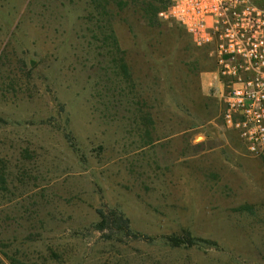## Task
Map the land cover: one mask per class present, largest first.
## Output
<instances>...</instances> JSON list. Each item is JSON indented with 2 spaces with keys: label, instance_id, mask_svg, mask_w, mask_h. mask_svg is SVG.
I'll use <instances>...</instances> for the list:
<instances>
[{
  "label": "rangeland",
  "instance_id": "obj_1",
  "mask_svg": "<svg viewBox=\"0 0 264 264\" xmlns=\"http://www.w3.org/2000/svg\"><path fill=\"white\" fill-rule=\"evenodd\" d=\"M144 1L0 0V264H264V155ZM111 210L153 240L95 230ZM183 232L198 244H164Z\"/></svg>",
  "mask_w": 264,
  "mask_h": 264
},
{
  "label": "built area",
  "instance_id": "obj_2",
  "mask_svg": "<svg viewBox=\"0 0 264 264\" xmlns=\"http://www.w3.org/2000/svg\"><path fill=\"white\" fill-rule=\"evenodd\" d=\"M214 61L224 126L264 155V0H168L159 13Z\"/></svg>",
  "mask_w": 264,
  "mask_h": 264
},
{
  "label": "trees",
  "instance_id": "obj_3",
  "mask_svg": "<svg viewBox=\"0 0 264 264\" xmlns=\"http://www.w3.org/2000/svg\"><path fill=\"white\" fill-rule=\"evenodd\" d=\"M167 1L165 2L163 9L166 7ZM87 2L91 5L95 12L101 10V15H103L108 13L109 7H111L112 4H114V6H116L119 10H123L131 5L138 4L139 2L141 3L142 0H87ZM143 5L147 6L146 12L147 14H150L152 10V0H145L143 2ZM163 9H161V11ZM158 11V9L155 10V12ZM107 30L110 31L112 34L111 26H108ZM112 38L116 42L114 35H112ZM121 71L127 77L130 76L128 67L124 64V62H122L121 64ZM0 122H2V119H0ZM98 216L99 221L96 223L94 228L99 232H103L105 230L110 229L116 234H121L134 240H153L152 238L150 239L139 233L134 232L130 227L129 220L126 219L125 216L119 211L111 210L109 213L99 211ZM164 238V244L172 249L191 248L198 244V239L192 236L189 232H183L180 235H171Z\"/></svg>",
  "mask_w": 264,
  "mask_h": 264
},
{
  "label": "crops",
  "instance_id": "obj_4",
  "mask_svg": "<svg viewBox=\"0 0 264 264\" xmlns=\"http://www.w3.org/2000/svg\"><path fill=\"white\" fill-rule=\"evenodd\" d=\"M213 82H214V84L217 86V80H214Z\"/></svg>",
  "mask_w": 264,
  "mask_h": 264
}]
</instances>
